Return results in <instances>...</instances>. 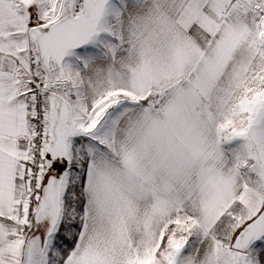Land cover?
Returning a JSON list of instances; mask_svg holds the SVG:
<instances>
[{
    "label": "snow or ice",
    "instance_id": "6c2138e0",
    "mask_svg": "<svg viewBox=\"0 0 264 264\" xmlns=\"http://www.w3.org/2000/svg\"><path fill=\"white\" fill-rule=\"evenodd\" d=\"M0 264H264V0H0Z\"/></svg>",
    "mask_w": 264,
    "mask_h": 264
}]
</instances>
